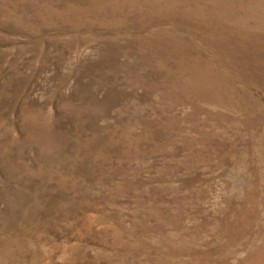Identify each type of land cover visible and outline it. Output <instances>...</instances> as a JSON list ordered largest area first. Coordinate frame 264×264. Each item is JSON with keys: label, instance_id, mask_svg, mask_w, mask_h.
Listing matches in <instances>:
<instances>
[{"label": "rangeland", "instance_id": "rangeland-1", "mask_svg": "<svg viewBox=\"0 0 264 264\" xmlns=\"http://www.w3.org/2000/svg\"><path fill=\"white\" fill-rule=\"evenodd\" d=\"M0 264H264V0H0Z\"/></svg>", "mask_w": 264, "mask_h": 264}]
</instances>
